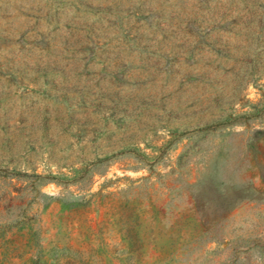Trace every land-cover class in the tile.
Segmentation results:
<instances>
[{"label":"rangeland","instance_id":"obj_1","mask_svg":"<svg viewBox=\"0 0 264 264\" xmlns=\"http://www.w3.org/2000/svg\"><path fill=\"white\" fill-rule=\"evenodd\" d=\"M0 264H264V0H0Z\"/></svg>","mask_w":264,"mask_h":264}]
</instances>
